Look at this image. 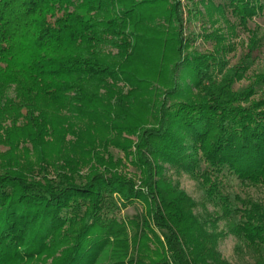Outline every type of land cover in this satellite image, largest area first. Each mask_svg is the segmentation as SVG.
Instances as JSON below:
<instances>
[{"label":"trees","instance_id":"obj_1","mask_svg":"<svg viewBox=\"0 0 264 264\" xmlns=\"http://www.w3.org/2000/svg\"><path fill=\"white\" fill-rule=\"evenodd\" d=\"M199 2L231 34L264 10V0ZM247 32L232 78L214 87L227 37L217 29L205 37L212 53L189 52L178 0H0V147L28 146L39 167L0 171V264H229L167 170L197 180L228 234L264 264V206L232 208L223 191L227 179L264 186V72L230 90L261 46ZM49 142L71 156L48 161ZM122 161L136 179L118 171ZM112 198L145 205L135 255L106 217Z\"/></svg>","mask_w":264,"mask_h":264},{"label":"rangeland","instance_id":"obj_2","mask_svg":"<svg viewBox=\"0 0 264 264\" xmlns=\"http://www.w3.org/2000/svg\"><path fill=\"white\" fill-rule=\"evenodd\" d=\"M178 2L181 5L183 16V36L188 40L190 45L189 52L197 54L212 53L215 43L213 40L205 39V37H210L209 35L217 29L227 37L226 44H228L229 48H227L229 52H226L222 57L216 59L214 70L210 72V79L214 87H219L230 80L234 74V69L242 61V57L247 51L250 38L247 30H255L258 33L261 46L254 51L253 63L243 75V78L234 81L230 86V90L232 92L245 90L251 84L254 75L264 72V10L247 23L246 29L237 27L235 32L231 34L222 20L218 19L217 16H214V19L216 18L217 20L214 24H212L211 20H208L204 15V10L199 0H178ZM197 11L200 13L195 14ZM228 19L230 22L233 21L230 17ZM111 53H114V51L111 50ZM255 98L256 96H254ZM86 124V122H83L79 128L84 129ZM62 148L64 146L60 149ZM60 149L55 142H49L45 149L46 159L50 162H57L60 157L63 159L65 155L71 156V154L65 153L64 151L60 153ZM109 153L113 157V160H123V155L117 150L110 149ZM37 165V155L28 146L19 148L11 153L7 152L6 148L0 147V171L2 172L16 167L23 172L34 174L39 171ZM60 166L61 162L56 166L48 168L50 178L54 177L55 172L60 169ZM85 170L86 168H82L83 173ZM118 171L126 174L127 177L136 179L137 171L123 161L122 165H119ZM165 173L166 177L172 183L176 184L195 204L191 211L193 217L201 223L209 220L214 225L213 231L220 234V237L216 240V250L222 259L229 264H252V255L235 236L228 234L226 220L220 217L219 205L215 201L208 200L205 197L199 182L185 173L176 174L172 170H167ZM223 191L228 197L232 208L240 207L237 199L243 201L249 199L264 206V186H245L240 185L235 180L227 179ZM110 201L111 204L107 206V210L105 211L106 217L110 221H113L115 226L123 227L129 241V255H135V247L137 246L133 245V241L136 238L137 229L134 224L146 212L145 205L140 202H133L126 206H121L116 198H112ZM232 220L237 222L238 218L233 217ZM202 227L210 232L211 228L209 223H204ZM148 248L151 247L149 246ZM50 261L51 258L47 259L42 257L37 263L48 264Z\"/></svg>","mask_w":264,"mask_h":264}]
</instances>
